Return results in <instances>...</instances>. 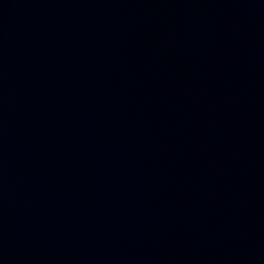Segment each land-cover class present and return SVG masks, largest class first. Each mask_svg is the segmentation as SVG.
I'll return each mask as SVG.
<instances>
[{"label":"water","instance_id":"water-1","mask_svg":"<svg viewBox=\"0 0 264 264\" xmlns=\"http://www.w3.org/2000/svg\"><path fill=\"white\" fill-rule=\"evenodd\" d=\"M0 264H264V0H0Z\"/></svg>","mask_w":264,"mask_h":264}]
</instances>
